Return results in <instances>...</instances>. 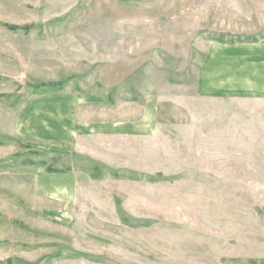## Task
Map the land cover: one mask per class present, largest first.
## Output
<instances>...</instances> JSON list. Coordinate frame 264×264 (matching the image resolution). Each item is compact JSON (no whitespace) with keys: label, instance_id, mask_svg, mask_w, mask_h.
<instances>
[{"label":"rangeland","instance_id":"obj_1","mask_svg":"<svg viewBox=\"0 0 264 264\" xmlns=\"http://www.w3.org/2000/svg\"><path fill=\"white\" fill-rule=\"evenodd\" d=\"M262 38L264 0H0V264L264 260V102L198 92L210 43ZM71 95L80 125L157 129L49 148Z\"/></svg>","mask_w":264,"mask_h":264},{"label":"crops","instance_id":"obj_2","mask_svg":"<svg viewBox=\"0 0 264 264\" xmlns=\"http://www.w3.org/2000/svg\"><path fill=\"white\" fill-rule=\"evenodd\" d=\"M198 80V92L203 97L234 99L237 97V101L246 99L253 102H264V38L250 42H237V44L210 43ZM59 100L62 102L61 105L56 104V101ZM43 101H45L44 108L38 115H41L40 120L43 127L49 129L47 139L48 142H52L49 143V148L73 152L75 151L74 140L81 135L98 132L103 136L115 134L120 136L150 135L154 134L157 129L156 115L148 109L145 112L146 116L144 115L141 120L133 123L108 124L109 126L102 124L89 128L90 126L75 123L73 114V109L76 110L80 104L85 105L86 101L79 100L74 95L50 97ZM42 174L44 178L63 182L59 183L53 192L60 194V198L56 195L47 197H55L54 199L61 200V204L67 206L66 203H69L67 198L73 193L77 175L61 171L60 173L43 172ZM42 188L43 190L40 191L43 193L51 190V186ZM238 261V264H254L253 261L246 262L237 259ZM256 264H264V260L258 261Z\"/></svg>","mask_w":264,"mask_h":264},{"label":"trees","instance_id":"obj_3","mask_svg":"<svg viewBox=\"0 0 264 264\" xmlns=\"http://www.w3.org/2000/svg\"><path fill=\"white\" fill-rule=\"evenodd\" d=\"M11 29H15V28H11ZM47 170H48V172H50V173H60V171L55 170V169L52 168V167H48Z\"/></svg>","mask_w":264,"mask_h":264}]
</instances>
